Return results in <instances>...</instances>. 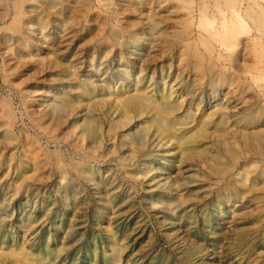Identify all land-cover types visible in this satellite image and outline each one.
Segmentation results:
<instances>
[{"label": "rangeland", "instance_id": "obj_1", "mask_svg": "<svg viewBox=\"0 0 264 264\" xmlns=\"http://www.w3.org/2000/svg\"><path fill=\"white\" fill-rule=\"evenodd\" d=\"M16 1L0 264H264V38H199V0Z\"/></svg>", "mask_w": 264, "mask_h": 264}, {"label": "bare ground", "instance_id": "obj_2", "mask_svg": "<svg viewBox=\"0 0 264 264\" xmlns=\"http://www.w3.org/2000/svg\"><path fill=\"white\" fill-rule=\"evenodd\" d=\"M20 4H21L20 0H17L16 2L13 3L14 16H18L20 15V13H22L23 7H21ZM213 4L219 16V20L216 23V25L214 23L216 17L214 18L213 14L211 15L212 12H210V15H207L205 11L206 4L204 3V0H199L198 2V7L196 9L197 12L195 13L196 18L194 20H192V18L190 19V21L192 20L195 22L194 23L195 27L202 31L201 34L198 33L199 38H202L201 36H203L202 34L204 33V35L206 34L208 40L210 38L216 40V42H218V44L223 48V50L229 49V51L230 50L232 51L234 47L237 45L236 42L238 40L237 38L239 35H245V37L248 40V43L250 42L251 47L252 46L254 47L256 43H258L259 45L261 44V39L264 38V6L263 4L260 3V0H223L222 4L225 5L224 6L225 9L228 10L229 16H226V14L222 9L223 7L221 8V5L218 0H214ZM189 24H192V22ZM189 24L187 25L186 28L189 27ZM201 40L203 41V39ZM205 42L209 43L208 41ZM203 43L204 42H202V44ZM209 44L207 45L205 44L206 46H203L205 47L204 52L209 46ZM211 46L213 47L212 44ZM229 51L228 53H230ZM254 51H255V47H254ZM260 51L261 50L259 49L258 52ZM218 56L222 57V55L220 54ZM217 57L216 59H219ZM206 58H208V56ZM255 73L256 74L253 75V79L256 81L259 80L264 82V65H262V68L257 70Z\"/></svg>", "mask_w": 264, "mask_h": 264}]
</instances>
